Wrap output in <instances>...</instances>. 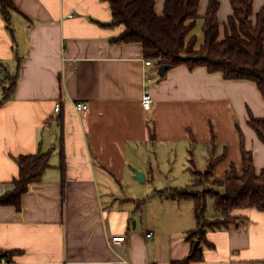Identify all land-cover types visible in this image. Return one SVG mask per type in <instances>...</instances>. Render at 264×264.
Here are the masks:
<instances>
[{
    "label": "crops",
    "instance_id": "1",
    "mask_svg": "<svg viewBox=\"0 0 264 264\" xmlns=\"http://www.w3.org/2000/svg\"><path fill=\"white\" fill-rule=\"evenodd\" d=\"M11 1V29L0 14V63L16 77L0 105V195L13 189L22 155L49 153L50 168L21 198L20 212L0 207V252H15L7 264H172L188 258L193 203L159 192L191 184L189 161L200 149L215 162L214 178L222 179L232 165L240 174L239 131L255 167L264 162V146L247 123L249 114L258 118L264 111L255 85L184 65L159 77L154 62L145 66L140 44L111 42L124 27L110 25V6L101 0ZM153 1L161 17L167 0ZM214 1L223 40L233 0ZM209 2L199 1L196 26L202 27ZM252 2L255 20L264 0ZM144 87L153 99L150 111L141 107ZM80 102L88 104L87 113L74 110ZM216 147L223 153L214 155ZM157 148L170 156L172 176L180 175L186 186H137L135 172L143 174L142 183H154L142 157ZM235 216L246 223L207 232L213 248L200 244L202 260L190 264L264 261V212L246 209Z\"/></svg>",
    "mask_w": 264,
    "mask_h": 264
},
{
    "label": "trees",
    "instance_id": "2",
    "mask_svg": "<svg viewBox=\"0 0 264 264\" xmlns=\"http://www.w3.org/2000/svg\"><path fill=\"white\" fill-rule=\"evenodd\" d=\"M101 1L110 6V25L124 27L120 36L111 42L118 45L140 44L144 60L154 62L157 69L164 65L170 68L184 65L189 71L200 67L205 68L209 74L219 73L226 82H251L264 101V7L253 20L252 0L231 1L232 15L227 21L224 39L219 40V4L210 0L201 27L203 42L197 45L193 31L198 20L200 0H167L161 17L155 14L153 0ZM13 10L11 0H0V14L9 29ZM2 78L10 84L5 87L0 83V87H3L0 105L7 99L16 78L10 76L7 68L0 63V82ZM247 120L248 126L264 146V118H255L249 114ZM239 135L240 174L232 165L222 179H217L213 176L214 161H210L203 172L196 171L192 161H189V170L194 177L191 184L186 188L159 192L160 195L167 194L170 200L192 201L196 227L185 236L191 247L199 242L213 248L206 240L207 232L228 231L232 227L244 225L247 218L235 216L236 211L253 209L264 212V167L256 173L253 153L246 150L244 136L240 131ZM60 155L59 169L64 172L62 152ZM49 159V153L41 152L19 157L18 178L13 181L12 190L0 195V207H13L16 212H20L21 198L41 181L43 174L50 168ZM61 183L64 184L63 179ZM209 197L215 210V217L212 218H207L206 203ZM14 253L0 252V261H11ZM201 260L202 255L196 250L194 254L191 251L185 260L172 264H190ZM248 264H264V261Z\"/></svg>",
    "mask_w": 264,
    "mask_h": 264
},
{
    "label": "rangeland",
    "instance_id": "3",
    "mask_svg": "<svg viewBox=\"0 0 264 264\" xmlns=\"http://www.w3.org/2000/svg\"><path fill=\"white\" fill-rule=\"evenodd\" d=\"M193 33H194L193 35L196 36L197 45H201L203 42V35L201 33V26L197 25L196 28L194 29ZM0 83L4 84L5 87L9 86V84H10L8 82V80L4 81L3 78H2ZM262 114H263L262 117L264 118V111ZM237 125L239 126V129H241L240 122H237ZM200 151H201L200 154H197L193 151V156H192L193 162H194L193 165H196L197 169H199L201 171H205L208 167L207 165L209 163L208 160L210 159V157L208 154L203 153V151L201 149H200ZM222 151H223L222 147H219V149L216 147L214 155H220L221 153H223ZM250 151L253 153L252 150H250ZM173 152H174L173 155H175V156L179 155V153L177 151L174 150ZM156 158H157V161H156ZM202 158H203V161H200V160H202ZM142 159L144 160V162L146 164V165H144V167H149V168L151 167L152 168L153 178H154L153 182L154 183H151V182L141 183V182H139V185H137V186L140 189L144 188L145 186H146L145 187L146 190H148L147 188L154 187V186L167 188V187H170L171 185H174V184H178V185H182V186L187 185L183 180L180 179L181 178L180 175L172 176L171 173H173L174 170H172L171 166L173 167L174 164H171V166L169 165L168 159H170V156L165 157V154L163 152H161L159 148H157V150L151 149L149 154L146 157L143 156ZM185 159H186V156H185ZM185 159H184V161H185ZM199 161H200V163H199ZM148 164H150V166ZM258 164H259V166L255 167L256 173L260 172V169L264 167V162L263 163L258 162ZM185 165H186V161H185ZM143 192H144L143 190L142 191L140 190L139 195L142 196ZM219 192L222 193V191L220 189H219ZM142 198L143 199L140 201L141 203L143 200H145L144 197H142ZM206 210H207V216H211V214H213V212H215V210L213 209V203H212L211 197H209L207 199Z\"/></svg>",
    "mask_w": 264,
    "mask_h": 264
},
{
    "label": "built area",
    "instance_id": "4",
    "mask_svg": "<svg viewBox=\"0 0 264 264\" xmlns=\"http://www.w3.org/2000/svg\"><path fill=\"white\" fill-rule=\"evenodd\" d=\"M144 64L146 67H152L153 66V63L151 61H146L144 60ZM146 82H151L152 80L149 78V76H146L145 75V78ZM142 99H141V107L144 109V111H150L152 108V103H153V99H152V96H151V93H149V90L144 87V90L142 92ZM59 105H56L53 109V111L55 113H59ZM74 110H76V112L78 114L80 113H87L89 110H88V104L87 103H84V102H80V103H75L74 104ZM153 234L151 232H148L145 234V237L146 239H150L152 238ZM1 264H7V262L5 260H2L0 261Z\"/></svg>",
    "mask_w": 264,
    "mask_h": 264
},
{
    "label": "water",
    "instance_id": "5",
    "mask_svg": "<svg viewBox=\"0 0 264 264\" xmlns=\"http://www.w3.org/2000/svg\"><path fill=\"white\" fill-rule=\"evenodd\" d=\"M170 69V66L168 65V66H161L159 69H158V71H157V75L159 76V77H163L164 75H165V73L166 72H168V70ZM135 174H136V180L138 181V182H141L142 183V181H143V174L142 173H140V172H135ZM199 245H200V243L199 242H195V244H194V246H193V248H192V254H194L195 253V251L197 250L199 253L201 252V248H199Z\"/></svg>",
    "mask_w": 264,
    "mask_h": 264
}]
</instances>
